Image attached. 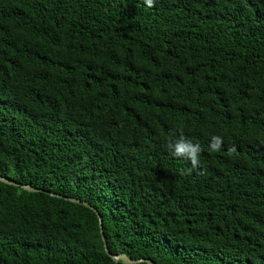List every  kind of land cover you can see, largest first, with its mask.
Listing matches in <instances>:
<instances>
[{"label":"trees","instance_id":"16d2710c","mask_svg":"<svg viewBox=\"0 0 264 264\" xmlns=\"http://www.w3.org/2000/svg\"><path fill=\"white\" fill-rule=\"evenodd\" d=\"M0 175L112 254L264 264V0H0ZM0 264L123 263L0 182Z\"/></svg>","mask_w":264,"mask_h":264},{"label":"clouds","instance_id":"9594fccd","mask_svg":"<svg viewBox=\"0 0 264 264\" xmlns=\"http://www.w3.org/2000/svg\"><path fill=\"white\" fill-rule=\"evenodd\" d=\"M148 7L154 5V0H144ZM167 140V150L171 156L175 158H181L190 162L191 167L187 169V172L191 174L193 171H200L203 174V167L200 162V154L202 152V147L198 143H193V141L185 136L182 131H171L166 137ZM224 144L222 136L214 135L211 137L209 142V150L211 152H218ZM236 152L235 146L228 149V154ZM183 172V170H182Z\"/></svg>","mask_w":264,"mask_h":264},{"label":"water","instance_id":"95a60500","mask_svg":"<svg viewBox=\"0 0 264 264\" xmlns=\"http://www.w3.org/2000/svg\"><path fill=\"white\" fill-rule=\"evenodd\" d=\"M0 182H2L4 184H7V185L21 187V188H23L24 190H26L28 192L47 193V194H49L51 196L62 198V199H65L67 201L83 205V206L93 210L97 214V216H98V218L100 220L101 236H102V241H103V244H104L105 252L111 259H113L115 262H122L123 264H139V263L156 264L154 261L148 260V259H143V258L132 259V258L128 257L126 254H124V253H120V254H117V255L112 254L110 252V250H109L107 239H106V236H105V233H104V230H103L102 217H101L100 213L98 212V210L95 207H93L92 205H90L89 203H87L85 201H82L80 199H77V198L66 197V196H63V195H60V194L52 193V192H49V191H44V190L36 188V187H34L32 185L20 184V183L14 181V180H11V179H9L7 177H4V176H1V175H0Z\"/></svg>","mask_w":264,"mask_h":264}]
</instances>
